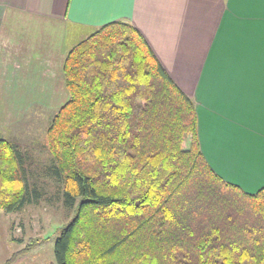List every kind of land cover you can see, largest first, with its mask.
<instances>
[{
    "label": "trees",
    "instance_id": "obj_1",
    "mask_svg": "<svg viewBox=\"0 0 264 264\" xmlns=\"http://www.w3.org/2000/svg\"><path fill=\"white\" fill-rule=\"evenodd\" d=\"M63 77L68 99L47 147L65 204H78L56 238L57 264H264V187L246 192L213 169L195 101L139 29L100 26L67 52ZM26 165L0 135L6 212L41 196Z\"/></svg>",
    "mask_w": 264,
    "mask_h": 264
},
{
    "label": "crops",
    "instance_id": "obj_2",
    "mask_svg": "<svg viewBox=\"0 0 264 264\" xmlns=\"http://www.w3.org/2000/svg\"><path fill=\"white\" fill-rule=\"evenodd\" d=\"M118 19L195 101L213 169L246 192L263 188L264 0H0V109L59 108L67 52Z\"/></svg>",
    "mask_w": 264,
    "mask_h": 264
},
{
    "label": "rangeland",
    "instance_id": "obj_3",
    "mask_svg": "<svg viewBox=\"0 0 264 264\" xmlns=\"http://www.w3.org/2000/svg\"><path fill=\"white\" fill-rule=\"evenodd\" d=\"M33 105L0 109V133L18 143L27 159L30 186L41 193L20 211L0 208V264H57L56 238L77 212L78 203L65 204L59 179L50 169L53 157L46 133L58 108L33 109Z\"/></svg>",
    "mask_w": 264,
    "mask_h": 264
},
{
    "label": "snow or ice",
    "instance_id": "obj_4",
    "mask_svg": "<svg viewBox=\"0 0 264 264\" xmlns=\"http://www.w3.org/2000/svg\"><path fill=\"white\" fill-rule=\"evenodd\" d=\"M84 7H99L111 2V0H77Z\"/></svg>",
    "mask_w": 264,
    "mask_h": 264
}]
</instances>
